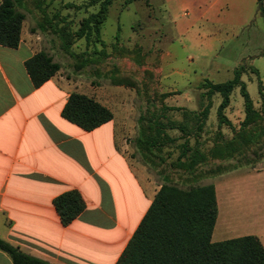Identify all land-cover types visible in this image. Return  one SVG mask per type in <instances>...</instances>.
Returning <instances> with one entry per match:
<instances>
[{
  "label": "rangeland",
  "instance_id": "1",
  "mask_svg": "<svg viewBox=\"0 0 264 264\" xmlns=\"http://www.w3.org/2000/svg\"><path fill=\"white\" fill-rule=\"evenodd\" d=\"M43 1L44 15L50 18L59 14L56 28L69 33L75 32L82 19L100 7L99 0ZM245 1L244 9L238 11L228 0L211 5L206 0H149L148 3L136 0L129 4L114 0L100 29L104 47L92 34L88 44L85 38L69 37V52L56 49L64 72L79 79L80 89L115 108L117 117L125 124L123 137L130 146L128 154L135 153L142 160L134 148L136 139L153 135L160 146L154 151L162 161L156 158L158 165L151 172L183 187L214 184L219 212L216 224L218 218L219 223L217 227L215 224L212 241L219 240L220 229L226 230V236H231L228 238L259 236L256 231L260 229L264 237V158L247 164L253 156L249 150L245 157L236 155L230 160L209 157L192 171L175 164L180 145L186 140L190 145L196 142L207 153L211 147L234 139L240 129L244 102L240 88L236 87L224 110L231 124L219 122L217 107L221 97L216 93L209 101L202 128L194 132L197 123L190 121L186 111L198 113L208 103L204 96L206 81L219 83L231 79L234 68L243 65L241 80L254 107L262 108L258 80L264 87V14L261 11L264 0L261 9L257 0ZM27 2L37 20L39 11L33 1ZM241 16L240 32L235 40H228L226 28H230L231 34ZM47 31L48 39L59 45V36ZM86 58L91 62L76 69V64ZM113 79L121 84L113 85ZM184 125L188 129L192 127L193 132L187 135L180 132L179 127ZM159 129L163 132L156 137L155 131ZM257 144H264V138ZM234 164L238 167L223 172L224 167ZM213 171L218 174L211 176Z\"/></svg>",
  "mask_w": 264,
  "mask_h": 264
},
{
  "label": "crops",
  "instance_id": "2",
  "mask_svg": "<svg viewBox=\"0 0 264 264\" xmlns=\"http://www.w3.org/2000/svg\"><path fill=\"white\" fill-rule=\"evenodd\" d=\"M228 1L238 11L246 2ZM34 18L26 12L16 47L0 44V238L55 264H115L164 176L128 154L125 124L115 108L82 91L79 79L64 72L56 50L63 49L61 41L49 40ZM236 21L231 34L226 28L228 40H235L243 25L242 16ZM40 51L61 68L36 87L25 61ZM74 91L94 97L113 118L90 131L64 118L63 106ZM73 189L86 207L64 226L53 199ZM217 232V241L231 237L225 229ZM256 232L263 245L262 230ZM0 264H13L1 250Z\"/></svg>",
  "mask_w": 264,
  "mask_h": 264
},
{
  "label": "trees",
  "instance_id": "3",
  "mask_svg": "<svg viewBox=\"0 0 264 264\" xmlns=\"http://www.w3.org/2000/svg\"><path fill=\"white\" fill-rule=\"evenodd\" d=\"M29 1H33L35 9L39 11L37 27L58 35L64 51L69 52L68 38L72 36L75 39L85 38L88 44L94 34L97 41L105 46L100 29L114 0H99L100 7L97 12L82 19L79 28L73 33L56 28L58 22L55 20L59 14L55 13L50 18L44 15L43 0ZM133 1L136 0H125L128 4ZM144 1L149 2V0ZM261 2L262 0H258L260 9ZM26 3L27 0L0 1L1 45L12 48L18 45L26 12L33 13ZM261 11L264 14V10ZM104 52L102 51V54ZM90 62L88 58L83 59L75 68L81 69ZM25 67L34 86L38 87L60 70L61 64L54 61L47 52L40 51L25 61ZM244 69L243 65L234 68L232 78L224 82L206 81L207 90L204 96L208 99V103L198 113L186 111L190 121L197 123L194 129L196 133L202 128L208 114L212 95L217 93L221 97L217 107L219 122L230 125L224 110L230 103L233 89L239 87L244 102V118L234 139L226 142L225 145L211 147L207 153H203L196 142L190 145L186 140L180 145L181 152L175 163L177 166L192 171L198 164L208 161L209 157L230 160L236 155L245 157L249 150H252L253 156L249 158L247 164H255L259 159L264 158V144H257L261 138H264V87L258 80L262 106L261 110H258L254 107L245 83L241 80ZM252 70L258 74L256 69ZM112 84L121 83L113 79ZM62 115L87 131L113 118V112L94 97L75 91L70 93L64 104ZM260 123L262 124L259 125ZM179 130L184 135L193 132L192 127L188 129L186 125L180 126ZM162 132L160 129L156 130V137ZM154 148L160 146H157V139L153 135L146 137L143 135L136 139V150L142 155V162L150 169L158 165L156 158L162 161ZM184 157L185 160H182ZM237 167V164L224 167L223 172ZM216 174L218 173L213 171L211 176ZM53 205L64 226L72 222L86 207L83 197L75 189L55 196ZM217 216L218 203L213 183L181 187L163 177V183L151 205L115 264H264V246L256 235L248 234L212 241ZM0 250L10 257L13 264H55L33 256L2 238H0Z\"/></svg>",
  "mask_w": 264,
  "mask_h": 264
}]
</instances>
